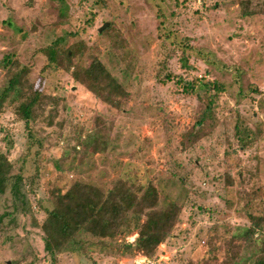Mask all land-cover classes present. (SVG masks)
<instances>
[{"label":"rangeland","instance_id":"rangeland-1","mask_svg":"<svg viewBox=\"0 0 264 264\" xmlns=\"http://www.w3.org/2000/svg\"><path fill=\"white\" fill-rule=\"evenodd\" d=\"M240 1L106 0L87 23L82 0H68L64 21L54 0H0V59L9 53L23 67L11 96L0 97V151L11 174L23 167L26 200L9 207L8 184L0 197V213L10 211L0 226V264H50L35 234L45 216L38 203L50 207L74 180L105 190L119 179L152 183L158 206L181 207L154 256L126 250L135 230L103 240L80 232L84 246L62 250L54 264H252L264 222L246 242L241 237L250 215L264 214V0H249L254 12L246 14ZM62 34L72 64L47 65L39 49ZM92 56L129 92L120 108L73 79L71 65ZM8 76L0 66V93ZM188 81L223 86L213 109L203 112L201 95L184 89ZM39 83L49 99L37 108L30 138L11 99Z\"/></svg>","mask_w":264,"mask_h":264},{"label":"trees","instance_id":"trees-1","mask_svg":"<svg viewBox=\"0 0 264 264\" xmlns=\"http://www.w3.org/2000/svg\"><path fill=\"white\" fill-rule=\"evenodd\" d=\"M57 4L58 19L67 20L69 15L68 0H54ZM87 3L89 16L85 22L93 21L98 10L106 7V0H82ZM249 0L240 1L241 13H253L250 9ZM112 30V23L105 26L103 33L108 35ZM77 36V31H70ZM112 43L115 47L121 45L118 35L111 34ZM66 37L58 35L49 44L39 50L45 55L46 64L62 65L63 61L72 64L74 51L71 47H65ZM123 45V44H122ZM183 52L184 44H179ZM75 46V48H77ZM0 66L9 74L7 85L0 93V97L11 96V92L20 82L23 67H14V58L6 53L0 59ZM73 79L83 83L96 97L113 107L120 108L129 96V92L122 83L114 76L107 66L96 56L90 57L87 63L77 62L71 65ZM43 67L42 69H44ZM185 83V82H183ZM40 83L38 86L23 88L11 99L13 112L16 118L23 121L28 135L32 136L31 123L36 116L37 108H40L45 99L49 97L42 91ZM188 93L200 94L203 99V112H208L216 105V93L223 89L218 82L188 81L183 84ZM199 90V91H198ZM165 120V119H164ZM165 124L167 121H164ZM199 123V122H198ZM22 166L11 174L13 169L6 155L0 151V197L4 196L7 184L13 199L9 207L17 209L18 205L25 204V194L21 190L23 180ZM37 174V172H35ZM33 175L31 181L35 179ZM228 182L231 178L227 175ZM159 193L152 183L146 185L136 184L131 180H115L110 188L105 190L93 184L74 180L65 190L58 191L56 198L50 207H39L44 209L45 216L35 232L39 237L41 251L51 258L50 264H54L56 255L67 248L76 250L84 246L83 241L77 235L82 232L101 240L113 239L116 234L130 233L135 230L137 235L126 243V250L140 252L146 258H152L157 246L162 243L179 220L180 205L175 200L164 201L158 206ZM165 200V198H164ZM7 201V200H6ZM21 212L24 210L21 207ZM10 215L9 209L5 208L0 213V226L3 219ZM252 225L245 229L241 237V243L249 240V235L254 232V227L263 226L264 214L262 216L250 215ZM228 242V258L235 262L238 248L233 249L232 239ZM259 254L254 258L252 264H264V239L260 241L257 248ZM226 264V263H225Z\"/></svg>","mask_w":264,"mask_h":264},{"label":"built area","instance_id":"built-area-1","mask_svg":"<svg viewBox=\"0 0 264 264\" xmlns=\"http://www.w3.org/2000/svg\"><path fill=\"white\" fill-rule=\"evenodd\" d=\"M148 262H149V260H147ZM150 263V262H149ZM150 264H152V263H150Z\"/></svg>","mask_w":264,"mask_h":264}]
</instances>
